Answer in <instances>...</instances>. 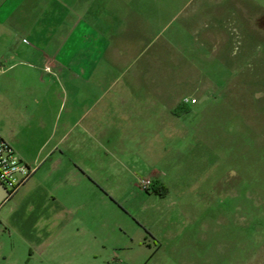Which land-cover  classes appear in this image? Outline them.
Masks as SVG:
<instances>
[{"label": "crops", "instance_id": "obj_1", "mask_svg": "<svg viewBox=\"0 0 264 264\" xmlns=\"http://www.w3.org/2000/svg\"><path fill=\"white\" fill-rule=\"evenodd\" d=\"M195 1L0 0V94L13 111L0 134L36 167L16 191L0 185V264H81L77 257L85 251L111 264L113 245L98 239L93 249L86 241L93 233L70 227L83 222L78 212L93 204L92 193L116 190V176L133 172L139 159L149 163L157 144L174 141L186 127L181 112L187 108L163 86L169 75L158 66L174 61L167 49L177 34L155 46L143 70L122 75L143 52L133 56L132 48L146 43L150 30L161 32L165 15L179 18L193 6L174 26L177 33L206 19L207 2ZM216 10L221 15L226 7ZM216 31L204 30L200 46L225 48L226 29ZM47 63L51 71L44 70ZM23 78L35 85L26 90ZM145 78L155 81L147 86ZM198 93L190 95L197 99L192 104L206 94ZM250 96L252 110L262 117L264 88ZM163 172L153 168L147 176L166 184Z\"/></svg>", "mask_w": 264, "mask_h": 264}, {"label": "rangeland", "instance_id": "obj_2", "mask_svg": "<svg viewBox=\"0 0 264 264\" xmlns=\"http://www.w3.org/2000/svg\"><path fill=\"white\" fill-rule=\"evenodd\" d=\"M205 1L206 19L200 16L194 30H174L193 6L179 18L165 15L163 30L147 32L146 43L132 48L133 56L143 51L141 56L124 67L122 78L143 70L155 46L177 34L167 49L174 61L158 66L169 75L163 86L193 111L181 112L186 127L177 139L157 144L146 165L139 159L133 172L116 176V190L92 193L93 204L78 212L83 222L71 225L94 234L86 240L93 249L101 242L113 245L111 264H264V115L252 110L250 98L264 88V0ZM218 7L226 11L219 15ZM219 27L226 29V47L200 46L203 31L216 36ZM143 81L151 86L155 80ZM33 82L21 80L26 90ZM200 89L206 94L198 104L183 101ZM6 105L0 94V125L8 126L13 111ZM153 168L166 173L164 195L138 186ZM77 258L102 264V255L92 258L86 251Z\"/></svg>", "mask_w": 264, "mask_h": 264}, {"label": "built area", "instance_id": "obj_3", "mask_svg": "<svg viewBox=\"0 0 264 264\" xmlns=\"http://www.w3.org/2000/svg\"><path fill=\"white\" fill-rule=\"evenodd\" d=\"M46 71H51V65H45ZM185 103H195L196 98L186 96ZM36 167L30 166L23 161L16 153L10 143L0 134V181L3 182L11 192L16 191L34 174ZM153 179L151 177H141L138 179V186L145 191L152 189Z\"/></svg>", "mask_w": 264, "mask_h": 264}, {"label": "trees", "instance_id": "obj_4", "mask_svg": "<svg viewBox=\"0 0 264 264\" xmlns=\"http://www.w3.org/2000/svg\"><path fill=\"white\" fill-rule=\"evenodd\" d=\"M162 188H163V185L161 184V182L156 181V180L153 181V184H152V190L153 191H155L161 195H164L166 190L164 188L163 189Z\"/></svg>", "mask_w": 264, "mask_h": 264}, {"label": "water", "instance_id": "obj_5", "mask_svg": "<svg viewBox=\"0 0 264 264\" xmlns=\"http://www.w3.org/2000/svg\"><path fill=\"white\" fill-rule=\"evenodd\" d=\"M0 185H2V186L6 189V186L4 185L3 182L0 181ZM7 192H8V190H7ZM3 198H4V197H1V198H0V201L3 200Z\"/></svg>", "mask_w": 264, "mask_h": 264}]
</instances>
